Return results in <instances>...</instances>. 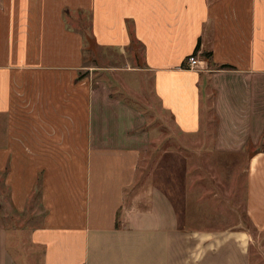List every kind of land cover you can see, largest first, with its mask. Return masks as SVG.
<instances>
[{"label":"crops","instance_id":"obj_1","mask_svg":"<svg viewBox=\"0 0 264 264\" xmlns=\"http://www.w3.org/2000/svg\"><path fill=\"white\" fill-rule=\"evenodd\" d=\"M83 30L118 54L143 47L138 67L104 71H137L139 88L122 89L148 82L184 138L213 134L216 163H245L246 216L264 233V0H0V264H29L2 210L36 201L38 264H252L242 226L198 223L203 199L219 193L195 200L158 173L188 159H157L139 103L104 72L79 77L96 50ZM198 44L203 67L187 69Z\"/></svg>","mask_w":264,"mask_h":264},{"label":"rangeland","instance_id":"obj_2","mask_svg":"<svg viewBox=\"0 0 264 264\" xmlns=\"http://www.w3.org/2000/svg\"><path fill=\"white\" fill-rule=\"evenodd\" d=\"M80 22L82 29L88 27V17L83 16ZM94 52H86L85 58L88 68H83L81 73L88 74L94 79L102 77V75L109 76V81L112 84V88L115 93L124 94L126 98L136 105L139 103V107L147 113L152 123V152L156 150V157H162L164 155L173 157H185L188 159V163L181 165L176 160H171L172 163L167 166H163L166 170H158V173L164 172L167 176L170 175L173 187L179 188L182 183L187 185L188 192L197 197L200 189H208L207 195H213L211 193L214 190L219 193L220 198L217 200L212 196L205 197L202 202L205 205V212L200 215L198 223L205 224L206 226L227 227V226H242L239 228L250 233V256H252V264H264V233L254 228L248 220L245 212L246 201V165L245 163L236 164H218L217 158L222 155H217L214 152L213 134H206L203 139L187 140L182 136L175 126L173 119L169 114L164 113L160 101L156 99L151 93V87L148 82L142 81L140 87V94H130L122 89L121 82L125 81L131 83L132 87L139 88L137 80V71H130L119 69V74L106 73L105 68L109 66L123 67L130 63L132 67H138L141 59L143 58L144 49L141 45L134 44L124 54H118L104 50L100 47H95ZM134 53L139 56L138 62L135 60ZM142 57V58H141ZM143 62V60H142ZM143 65L142 63L140 66ZM104 72V74H102ZM127 72V73H126ZM132 72V73H131ZM102 74V75H101ZM125 77V79L123 78ZM124 87V86H123ZM132 91V89L130 90ZM138 106V105H137ZM148 118V117H147ZM148 118V119H149ZM182 141H188L190 147ZM172 157V158H171ZM245 158V156H243ZM156 160V159H155ZM176 161V163H173ZM155 165L152 164V172ZM159 167V166H158ZM156 168V167H155ZM188 170L191 176H185L184 171ZM188 180V181H187ZM152 175V183H153ZM148 183L147 180L142 179L138 182L135 192ZM196 200V198H195ZM38 201L32 209L18 213L16 211H8L3 208V218L8 226H11V241L13 242V251L18 256H29V264H38L37 257L32 258L30 256H40L37 248L30 246V240L28 233L30 229L39 224L42 216L37 207ZM216 205H219L218 209H214ZM39 211V212H38ZM190 217V216H189ZM203 218V219H202ZM202 219V220H201ZM197 223V221L195 222ZM237 228V227H235ZM24 248V249H23ZM23 249V253H22ZM38 252V253H37Z\"/></svg>","mask_w":264,"mask_h":264},{"label":"trees","instance_id":"obj_3","mask_svg":"<svg viewBox=\"0 0 264 264\" xmlns=\"http://www.w3.org/2000/svg\"><path fill=\"white\" fill-rule=\"evenodd\" d=\"M83 34H84V40L86 42V50H88V49H90V50L95 49V47H96L95 38L92 37L91 34L87 30H83ZM199 47L200 46L198 44V46L196 47V49H195V51H194L193 54H197V52L199 51ZM210 55H211L210 52L204 53V56L207 57V58H209ZM227 67H229V65H227V64H224V65L221 66V68H227ZM85 75H86L85 73H81L79 77H83Z\"/></svg>","mask_w":264,"mask_h":264},{"label":"built area","instance_id":"obj_4","mask_svg":"<svg viewBox=\"0 0 264 264\" xmlns=\"http://www.w3.org/2000/svg\"><path fill=\"white\" fill-rule=\"evenodd\" d=\"M204 61L200 59V57L197 54H191L187 58V62L185 65V68L187 69H199L203 67Z\"/></svg>","mask_w":264,"mask_h":264}]
</instances>
